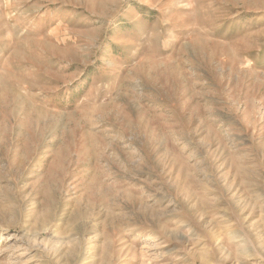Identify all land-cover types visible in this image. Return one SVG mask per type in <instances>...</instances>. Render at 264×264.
Returning <instances> with one entry per match:
<instances>
[{
	"label": "rangeland",
	"instance_id": "rangeland-1",
	"mask_svg": "<svg viewBox=\"0 0 264 264\" xmlns=\"http://www.w3.org/2000/svg\"><path fill=\"white\" fill-rule=\"evenodd\" d=\"M0 264H264V0H0Z\"/></svg>",
	"mask_w": 264,
	"mask_h": 264
}]
</instances>
